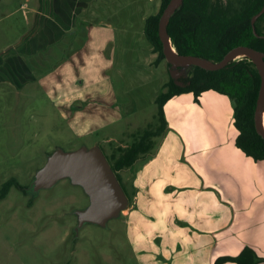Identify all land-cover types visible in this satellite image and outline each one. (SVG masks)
<instances>
[{
    "label": "rangeland",
    "instance_id": "374dc122",
    "mask_svg": "<svg viewBox=\"0 0 264 264\" xmlns=\"http://www.w3.org/2000/svg\"><path fill=\"white\" fill-rule=\"evenodd\" d=\"M23 1L0 2V68L9 79L0 83V187L12 177L24 187L14 185L0 199V264H148L135 247L136 236L146 233V247L158 227H149L150 214L141 215L133 170L122 175L132 191L137 188L135 196L106 221L80 218L90 206V194L70 175L50 187L38 183L56 150L100 149L111 155L132 142L136 133L158 127L156 98L167 89L171 70L169 60H158L153 51L144 21L161 2L145 0L142 9L135 10L141 18L136 17L135 24L118 20L120 26L99 2L98 9L92 7L84 15L88 22L71 32L69 38L75 42L56 44L52 1ZM24 3L28 10L21 7ZM109 4V9L115 8ZM132 12L128 10L126 17ZM35 23L39 24L33 29ZM38 28L46 40L30 43L28 35ZM188 71V66L175 69L177 75ZM164 137H155L154 148ZM149 159L138 161L136 167ZM190 188L175 184L167 192L177 195ZM177 216L172 218L182 225ZM160 239H154L156 244Z\"/></svg>",
    "mask_w": 264,
    "mask_h": 264
},
{
    "label": "crops",
    "instance_id": "0c3cea01",
    "mask_svg": "<svg viewBox=\"0 0 264 264\" xmlns=\"http://www.w3.org/2000/svg\"><path fill=\"white\" fill-rule=\"evenodd\" d=\"M51 1L55 34H58L54 39L56 44L75 42L69 38L71 32L79 23L88 22L84 15L92 7L93 11L95 7L98 9L99 2L105 5L107 15L112 13L116 17V26L124 20L135 24L136 17L141 18L135 10L142 9L145 2L91 0L89 7V2L80 0L79 7V0ZM109 3L115 8L109 9ZM21 7L29 8L26 3ZM130 9L134 13L127 18ZM36 24L39 23L33 29ZM43 33L38 28L28 35L29 42L45 41ZM165 112L170 129L151 159L139 166L135 179L141 215L150 214V218H145L150 222L149 227H158L146 247L143 245L146 233H137L140 243L136 242L139 247H135L141 253V260L148 264L165 259H173L174 264H214L219 256L239 254L245 246L264 257V160L254 159L237 145L239 131L229 96L207 90L200 101H195L193 92H185L169 99ZM181 155L183 161L179 160ZM175 184L191 188L177 195L167 192V187ZM174 214L182 220V225L175 223ZM153 229L149 230L150 234ZM155 238H161L160 245ZM152 246L158 249V254Z\"/></svg>",
    "mask_w": 264,
    "mask_h": 264
},
{
    "label": "trees",
    "instance_id": "16d2710c",
    "mask_svg": "<svg viewBox=\"0 0 264 264\" xmlns=\"http://www.w3.org/2000/svg\"><path fill=\"white\" fill-rule=\"evenodd\" d=\"M171 0H160L157 12L145 18L144 32L158 53V60L166 56L159 27L161 16ZM264 7V0H181L169 18L167 31L173 46L180 54H192L212 62L221 61L234 47L248 45L264 52V12L255 23L253 17ZM169 62V68H173ZM184 66H177V69ZM187 74H171L166 82V90L161 91L156 102L160 124L157 128H147L136 133V137L126 146H120L106 156L116 172L129 201L136 194L124 181L122 172L131 169L136 176L139 167L136 163L156 152L155 137H164L169 123L165 104L175 95L193 92L195 101L207 90H215L229 96L234 108V124L239 133L237 145L256 160H264V137L255 124V111L260 93L262 76L257 63L250 57L231 61L218 69L189 64ZM24 188L15 177L8 179L0 187V199L4 198L12 186ZM234 261L237 264H257L264 261L254 248L245 246L239 254L219 256L214 264Z\"/></svg>",
    "mask_w": 264,
    "mask_h": 264
},
{
    "label": "water",
    "instance_id": "95a60500",
    "mask_svg": "<svg viewBox=\"0 0 264 264\" xmlns=\"http://www.w3.org/2000/svg\"><path fill=\"white\" fill-rule=\"evenodd\" d=\"M180 2L181 0H171L160 19L159 33L163 42V51L166 58L174 66L170 68L171 74L177 76L175 69L179 65L198 64L210 69L223 68L231 61L239 59L234 58L238 51H247L250 55L248 57L257 63L262 76L255 111V124L259 134L264 137V126L262 123L264 114V52L248 45H239L230 50L221 61L212 62L196 55L180 54L175 47L174 51L171 50L167 38L168 36L170 37L167 31V24ZM263 12L264 7L253 17V23ZM51 156L42 169V179L38 183V187H50L60 177L67 174L75 182L83 183L90 194L91 203L86 210L80 213L82 220L106 221L119 215L121 209L129 204L126 192L103 150H87L85 148L71 151L56 150Z\"/></svg>",
    "mask_w": 264,
    "mask_h": 264
},
{
    "label": "bare ground",
    "instance_id": "6f19581e",
    "mask_svg": "<svg viewBox=\"0 0 264 264\" xmlns=\"http://www.w3.org/2000/svg\"><path fill=\"white\" fill-rule=\"evenodd\" d=\"M168 38V43H169V47H170V49L171 50H175V48H174V46H173V44H172V41H171V38L168 36L167 37ZM244 56H250L249 55V53L247 52V51H245V50H240V51H238L235 55H234V58L236 59V58H242V57H244ZM262 123H263V126H264V114H263V118H262Z\"/></svg>",
    "mask_w": 264,
    "mask_h": 264
},
{
    "label": "flooded vegetation",
    "instance_id": "af4514ba",
    "mask_svg": "<svg viewBox=\"0 0 264 264\" xmlns=\"http://www.w3.org/2000/svg\"><path fill=\"white\" fill-rule=\"evenodd\" d=\"M6 59H7V58H6ZM1 73H2V69L0 68V83L9 80V79H6L5 77H3V76L1 75Z\"/></svg>",
    "mask_w": 264,
    "mask_h": 264
}]
</instances>
